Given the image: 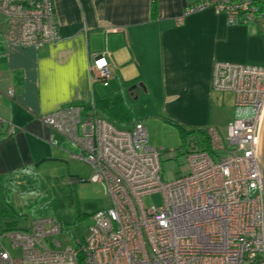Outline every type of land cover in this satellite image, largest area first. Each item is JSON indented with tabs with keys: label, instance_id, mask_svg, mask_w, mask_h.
<instances>
[{
	"label": "built area",
	"instance_id": "obj_1",
	"mask_svg": "<svg viewBox=\"0 0 264 264\" xmlns=\"http://www.w3.org/2000/svg\"><path fill=\"white\" fill-rule=\"evenodd\" d=\"M54 1L0 0L5 41L36 49L58 42ZM207 7L224 13L230 24L253 22L264 28V0L198 1L177 22ZM90 72L108 84L111 71L104 55L94 58ZM212 87L232 91L235 105L252 107L255 114L233 119L224 132L207 126L200 137L185 138L188 171L172 181L162 176L165 149L149 144L141 121L121 129L99 117L94 105L71 104L45 114L43 123L77 149L71 158L91 166L90 181L103 185L110 207L92 215L83 241L66 247L54 238L61 227L52 217L36 218L29 228L0 225V264H264L259 164L264 65L216 62ZM251 181L257 183L254 196ZM155 193L162 194L163 202L145 207L142 198ZM8 238L22 249L21 256L6 249Z\"/></svg>",
	"mask_w": 264,
	"mask_h": 264
},
{
	"label": "crops",
	"instance_id": "obj_2",
	"mask_svg": "<svg viewBox=\"0 0 264 264\" xmlns=\"http://www.w3.org/2000/svg\"><path fill=\"white\" fill-rule=\"evenodd\" d=\"M198 1L55 0L61 39L38 49L6 42L0 15V193L67 157L69 140L42 117L71 104L94 105L99 117L123 129L141 121L148 141L154 126L173 138L182 130L193 137L246 117L232 91L212 87L213 67L219 61L264 65V28L230 24L212 7L178 23ZM101 55L111 71L107 85L91 77Z\"/></svg>",
	"mask_w": 264,
	"mask_h": 264
},
{
	"label": "rangeland",
	"instance_id": "obj_3",
	"mask_svg": "<svg viewBox=\"0 0 264 264\" xmlns=\"http://www.w3.org/2000/svg\"><path fill=\"white\" fill-rule=\"evenodd\" d=\"M237 109H240L242 116L255 114L251 107ZM153 136L149 144L165 149L161 155L164 181L185 175L188 162L182 137L177 135L173 138L160 125L154 126ZM196 137H200L198 133ZM68 144L70 146L66 148L68 152L65 159L41 166L35 180L17 182L10 185L8 191L5 189L4 194L0 193L2 227L29 228L36 218L52 217L58 220L61 227V232L54 238L63 247L74 245L76 240H84L88 227L93 223L92 215L99 209L110 207V200L102 184L90 181L91 166L69 158V152H76L77 149L70 141ZM249 193L252 196L258 193L256 181L249 182ZM142 201L145 207H151L161 204L163 198L161 193H155L144 196ZM4 242L13 256L22 255V249L13 246L9 238Z\"/></svg>",
	"mask_w": 264,
	"mask_h": 264
},
{
	"label": "water",
	"instance_id": "obj_4",
	"mask_svg": "<svg viewBox=\"0 0 264 264\" xmlns=\"http://www.w3.org/2000/svg\"><path fill=\"white\" fill-rule=\"evenodd\" d=\"M138 86H143V84L139 83ZM259 164L261 168L262 179L264 181V117H263L262 127L260 131V140H259Z\"/></svg>",
	"mask_w": 264,
	"mask_h": 264
},
{
	"label": "trees",
	"instance_id": "obj_5",
	"mask_svg": "<svg viewBox=\"0 0 264 264\" xmlns=\"http://www.w3.org/2000/svg\"><path fill=\"white\" fill-rule=\"evenodd\" d=\"M114 123V122H113ZM197 133L199 135H203L204 134V130L203 129H199V130H196ZM187 135V132H185L184 130H182V139H183V142L185 141V137ZM183 146V145H182ZM11 226V225H10ZM7 229H13V228H7Z\"/></svg>",
	"mask_w": 264,
	"mask_h": 264
}]
</instances>
